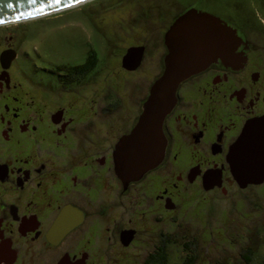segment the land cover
I'll list each match as a JSON object with an SVG mask.
<instances>
[{"label": "flooded vegetation", "instance_id": "af4514ba", "mask_svg": "<svg viewBox=\"0 0 264 264\" xmlns=\"http://www.w3.org/2000/svg\"><path fill=\"white\" fill-rule=\"evenodd\" d=\"M158 2L124 11L131 16L121 35L135 41L113 53L124 71L135 70L148 53L160 60L157 77L165 35L191 10L229 27L234 45L226 58L178 83L161 122L162 158L125 184L113 172L112 151L135 123L148 85L135 84V93L99 85L97 65L111 55L105 50L97 58L94 18L77 23L88 29L86 38L64 32L54 42L46 33L62 30L30 21L23 31L27 48L22 36L0 32V264H197L186 246L173 248L161 224L164 216L175 220L181 200L195 189L238 187L226 155L242 129L264 117V25L242 8L233 20L196 7L211 0H176V8ZM110 38L109 50L116 40ZM131 47L141 52L130 56L139 59L128 69L121 58ZM249 187H264V178L238 189Z\"/></svg>", "mask_w": 264, "mask_h": 264}, {"label": "rangeland", "instance_id": "374dc122", "mask_svg": "<svg viewBox=\"0 0 264 264\" xmlns=\"http://www.w3.org/2000/svg\"><path fill=\"white\" fill-rule=\"evenodd\" d=\"M155 1H159V5L161 3V8L178 7L176 0H84L65 9L52 11L42 17L3 23L0 25V32H15L22 36L23 38H20L24 39L23 44L27 48L28 38L27 34L26 36L23 34V31L27 30L30 21L37 20L39 23L44 21L51 25L49 27H52V30L54 27L62 30L63 33L60 36H54L52 32L46 33V38L54 42L53 39L62 38L64 32L69 38L71 36L79 38L81 35L86 38L88 29L84 25H77V23L84 24L87 20L90 22L94 18L97 58L100 60L105 50L112 56H109L104 64L100 62L97 65L96 81L98 80L101 87L120 86L116 89L126 92L131 90L135 93V84L141 82L149 87L156 78V72L160 65L159 58H148L146 57L147 53L135 70L124 71L119 65H116L113 53L117 54L118 47L122 45H135V41L121 35V30L125 32L128 26L126 22L131 16L129 11H124L133 4H135V8L140 5L147 7L149 4L150 8V4L152 5ZM196 4L198 5L196 7L199 8H211L212 11L218 13H227L233 20L242 15L240 12L242 8L259 16L264 22V0H211L208 5ZM80 8L84 9L83 12L79 10ZM114 22H119L116 24L117 28L112 27L113 24L115 26ZM38 26L40 25L38 24ZM114 36L116 37V40L113 41L114 46L109 50L106 40ZM112 38L109 39L111 43ZM164 39L167 50L169 39L167 37ZM87 40L88 38L85 39V41ZM119 78H121L120 84L117 83ZM112 167L115 176L120 180L114 170V164ZM227 186L228 189L225 193L211 191L199 194L196 189L192 193H188L187 199L181 200L180 211L176 213L175 220L164 216L161 224L162 231L170 235V241L174 242L172 243L173 248L175 244L178 248L186 246L188 251L193 253L191 256L194 257L193 262L195 261L197 264H264V187L238 189L234 184H227ZM133 191H137V188ZM192 216L196 219L200 218L201 224L194 221L196 219L191 218ZM204 220H207L206 226H202ZM173 232H176L174 237ZM177 254L182 259L183 249L181 248Z\"/></svg>", "mask_w": 264, "mask_h": 264}, {"label": "water", "instance_id": "95a60500", "mask_svg": "<svg viewBox=\"0 0 264 264\" xmlns=\"http://www.w3.org/2000/svg\"><path fill=\"white\" fill-rule=\"evenodd\" d=\"M81 1L84 0H0V24L62 10ZM165 37L169 44L161 73L150 83L135 123L113 147L114 170L123 184L140 177L162 158L161 122L174 103L178 83L217 57L226 58L235 35L215 16L191 10L173 23ZM136 49L125 51L123 67L136 66L139 56L130 58L141 52V48ZM263 125L264 117L251 122L229 147L226 160L239 188L264 178V130L258 129Z\"/></svg>", "mask_w": 264, "mask_h": 264}]
</instances>
